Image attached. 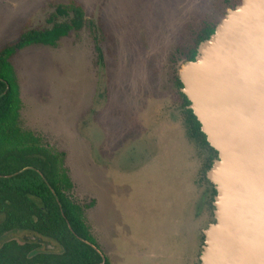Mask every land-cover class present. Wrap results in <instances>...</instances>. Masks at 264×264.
<instances>
[{"label": "rangeland", "instance_id": "rangeland-1", "mask_svg": "<svg viewBox=\"0 0 264 264\" xmlns=\"http://www.w3.org/2000/svg\"><path fill=\"white\" fill-rule=\"evenodd\" d=\"M68 1L0 0V49ZM76 1L100 21L103 57L87 30L17 53L19 125L65 151L68 195L111 264H196L210 210L203 154L174 109V72L184 62L175 47L225 0ZM28 236L15 230L0 245ZM39 244L57 250L52 240Z\"/></svg>", "mask_w": 264, "mask_h": 264}, {"label": "trees", "instance_id": "trees-1", "mask_svg": "<svg viewBox=\"0 0 264 264\" xmlns=\"http://www.w3.org/2000/svg\"><path fill=\"white\" fill-rule=\"evenodd\" d=\"M240 1L225 0L217 17L204 18L188 29V36L184 35L175 53L183 61L193 60L199 42L208 38L226 10ZM83 30L92 37L95 53L101 60L105 37L101 35L100 21L87 18L84 7L76 0L56 4L44 25L26 24L16 39L0 49V237L15 230L35 237L28 236L22 242L4 241L0 246V264H111L92 240L83 208L68 195L73 184L64 166L65 151L38 144L19 125V83L11 63L25 48L56 46L62 38ZM173 79L174 109L184 124L187 138L203 154L199 180L206 185L203 201L210 210V223L214 221L212 201L216 190L207 179L206 170L217 157V151L208 144L199 121L188 107L189 100L180 90L178 69ZM41 237L54 241L57 250L39 249Z\"/></svg>", "mask_w": 264, "mask_h": 264}, {"label": "water", "instance_id": "water-1", "mask_svg": "<svg viewBox=\"0 0 264 264\" xmlns=\"http://www.w3.org/2000/svg\"><path fill=\"white\" fill-rule=\"evenodd\" d=\"M178 77L217 151L206 170L214 221L202 229L199 263L264 264V0L228 8Z\"/></svg>", "mask_w": 264, "mask_h": 264}, {"label": "flooded vegetation", "instance_id": "flooded-vegetation-1", "mask_svg": "<svg viewBox=\"0 0 264 264\" xmlns=\"http://www.w3.org/2000/svg\"><path fill=\"white\" fill-rule=\"evenodd\" d=\"M8 234H11V233H8ZM15 240V239H14ZM17 242V240H15ZM1 246V245H0ZM200 264V263H199Z\"/></svg>", "mask_w": 264, "mask_h": 264}]
</instances>
